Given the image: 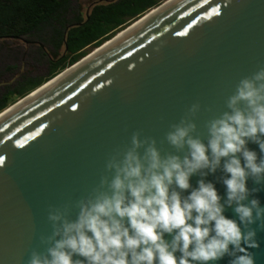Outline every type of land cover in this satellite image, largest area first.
Here are the masks:
<instances>
[{"label": "water", "instance_id": "water-1", "mask_svg": "<svg viewBox=\"0 0 264 264\" xmlns=\"http://www.w3.org/2000/svg\"><path fill=\"white\" fill-rule=\"evenodd\" d=\"M165 1L0 111V264L44 251L49 206L67 205L75 219L76 201L110 177L106 159L133 132L154 139L162 156L183 157L187 149L165 135L187 117L207 143V122L229 111L241 78L264 67V0ZM193 103L200 107L190 115ZM247 147L260 155L257 144ZM223 175L218 168L204 177L222 198ZM247 185L258 189L248 199L264 207V182ZM224 214L237 219L234 206ZM250 227L260 244L255 262L264 264V228Z\"/></svg>", "mask_w": 264, "mask_h": 264}, {"label": "clouds", "instance_id": "clouds-1", "mask_svg": "<svg viewBox=\"0 0 264 264\" xmlns=\"http://www.w3.org/2000/svg\"><path fill=\"white\" fill-rule=\"evenodd\" d=\"M226 106L207 122V143L191 134V119L171 125L165 139L186 148L183 157L162 156L154 139L133 132L129 145L106 159L110 177L101 175L99 186L76 201L75 219L67 205L49 206L52 231L41 237L47 247L33 249L26 264H210L226 256L227 264H256L251 249L260 244L250 225L264 228V207L248 199L258 189L247 182H264V67L239 80ZM199 107L193 103L188 113ZM218 168L223 198L204 179ZM194 174L201 177L195 187ZM226 206L237 219L224 214Z\"/></svg>", "mask_w": 264, "mask_h": 264}, {"label": "trees", "instance_id": "trees-1", "mask_svg": "<svg viewBox=\"0 0 264 264\" xmlns=\"http://www.w3.org/2000/svg\"><path fill=\"white\" fill-rule=\"evenodd\" d=\"M78 14L72 0H0V38L37 36L54 60L44 76H22L0 95V111L110 39L164 0H90ZM167 1V0H166ZM51 32V35H49Z\"/></svg>", "mask_w": 264, "mask_h": 264}, {"label": "flooded vegetation", "instance_id": "flooded-vegetation-1", "mask_svg": "<svg viewBox=\"0 0 264 264\" xmlns=\"http://www.w3.org/2000/svg\"><path fill=\"white\" fill-rule=\"evenodd\" d=\"M51 50V44H44L37 36H5L0 38V77H4L6 74L2 64H11L7 67L8 70H13L16 67L15 64H27L29 61L30 64H48L49 66L51 60H54ZM22 76L34 77V75L22 74L16 76L14 81L9 78L3 79L0 84V95L7 91V87L9 89L14 88Z\"/></svg>", "mask_w": 264, "mask_h": 264}, {"label": "rangeland", "instance_id": "rangeland-1", "mask_svg": "<svg viewBox=\"0 0 264 264\" xmlns=\"http://www.w3.org/2000/svg\"><path fill=\"white\" fill-rule=\"evenodd\" d=\"M90 4H91L90 0H72L73 9L82 15L89 10L88 6ZM10 65L11 64H2V68L6 70V74L4 77H0V84L3 82L2 80L5 78H9L11 79V81H14L16 76L18 77L22 74H26V75L29 74V75H34V76H44L49 71L48 64H30V61L27 62V64L26 63L25 64H15L16 67L13 70H8L7 67Z\"/></svg>", "mask_w": 264, "mask_h": 264}, {"label": "bare ground", "instance_id": "bare-ground-1", "mask_svg": "<svg viewBox=\"0 0 264 264\" xmlns=\"http://www.w3.org/2000/svg\"><path fill=\"white\" fill-rule=\"evenodd\" d=\"M167 1H168V0H167ZM165 2H166V1H165ZM165 2H164V3H165ZM154 9H156V8H154ZM154 9H153V10H154ZM151 11H152V10H151ZM151 11H150V12H151Z\"/></svg>", "mask_w": 264, "mask_h": 264}, {"label": "snow or ice", "instance_id": "snow-or-ice-1", "mask_svg": "<svg viewBox=\"0 0 264 264\" xmlns=\"http://www.w3.org/2000/svg\"><path fill=\"white\" fill-rule=\"evenodd\" d=\"M0 159H2V158H0Z\"/></svg>", "mask_w": 264, "mask_h": 264}]
</instances>
